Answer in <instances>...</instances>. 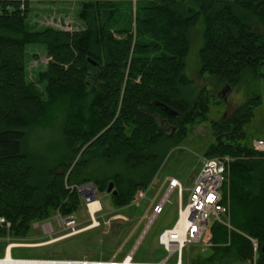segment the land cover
Listing matches in <instances>:
<instances>
[{
  "label": "trees",
  "instance_id": "trees-1",
  "mask_svg": "<svg viewBox=\"0 0 264 264\" xmlns=\"http://www.w3.org/2000/svg\"><path fill=\"white\" fill-rule=\"evenodd\" d=\"M78 2L84 28L69 31L30 29L29 2L21 10L18 1H0L12 5L0 14V217L11 222L12 239H27L35 222L54 213H76L87 182L103 193L113 181L116 209L149 188L169 147L208 121L207 87L195 95L187 74L198 36L199 75L250 91L228 119L210 122L215 139L206 155L235 157L224 185L230 225L212 224L211 250L195 264L254 257L264 264V156L246 140L262 103L250 85L264 78V0ZM34 44L50 60L29 81L27 48ZM37 131L47 140L33 146ZM7 232L0 225V237Z\"/></svg>",
  "mask_w": 264,
  "mask_h": 264
},
{
  "label": "rangeland",
  "instance_id": "rangeland-1",
  "mask_svg": "<svg viewBox=\"0 0 264 264\" xmlns=\"http://www.w3.org/2000/svg\"><path fill=\"white\" fill-rule=\"evenodd\" d=\"M79 6V2L69 0L33 2L28 25L30 29L38 30L47 27L69 31L79 30L84 28V22L78 16ZM193 40L195 43L187 58V74L193 80L192 89L195 95L204 86L207 87V93L211 100L208 121L195 125L183 141L169 147L168 155L160 171L149 188L144 190L146 197L141 200L140 206L136 207L132 202L129 206L116 209L111 202L110 194L112 192L100 193L95 186H88L89 182H87L81 188L83 202L77 212L73 213L77 217V227L81 231L67 236L69 232L58 227L57 213H54L47 220L55 227L51 234L46 233L42 226H35L34 223L32 233L27 239L16 241L10 236L11 242L27 244V246L14 247L11 250L13 257L61 259L86 257L108 260L115 256L122 259L131 251H134V258L141 261H161L168 257L169 253L159 244L158 237L164 229L175 224L178 218L180 197L176 190L171 192L162 213L156 218H151L153 214V207H150L151 202L153 199L159 202L165 196L168 185L164 184L161 188V184L166 177H174L182 182L185 189L182 200L184 203L187 202V190L192 187L203 160L210 157L224 156H207L205 153L208 146L215 139L210 122L218 119H228L235 109L248 99L250 91L249 85L231 87L226 93L227 101H225L220 95L226 85L219 86L212 83L210 79H204L199 75L198 49L201 40L198 36H194ZM49 60L50 57H48L45 46L37 44L28 46V80H36L37 74L46 69ZM39 86L41 89L44 88L43 85ZM250 88L253 92L261 94L262 104L256 109L255 116L247 128L246 140L253 141L254 138L264 140V78L257 83H252ZM228 108L229 110L225 116ZM167 129H172V127L169 126ZM44 137L40 135V131H37L31 135L30 144L36 146V142L47 140V137ZM102 167L104 170H109V166ZM108 172H113V170ZM92 195L101 204L99 210L95 212V217L90 212V206L88 207V199ZM7 237L8 232L4 237H0V257L5 254L8 245ZM210 250L211 241L210 243L202 241L190 245L184 254L185 264H195L196 259L206 257ZM174 261L175 257L170 258V263ZM234 264L252 263L247 261Z\"/></svg>",
  "mask_w": 264,
  "mask_h": 264
},
{
  "label": "built area",
  "instance_id": "built-area-1",
  "mask_svg": "<svg viewBox=\"0 0 264 264\" xmlns=\"http://www.w3.org/2000/svg\"><path fill=\"white\" fill-rule=\"evenodd\" d=\"M15 1L20 3L19 8L21 10H25L28 2L31 4L30 6H32L33 2H41L43 0ZM69 1L77 2V0ZM4 8L11 10L12 5L0 4V14L3 13ZM251 145L255 153L264 156V140L254 138ZM234 159L235 157L227 155L204 159L201 168L194 179L192 187L187 190V202L184 203L182 200L185 190L182 182L174 177L168 179V189L162 200L159 202H156V199L152 200L150 207H153V214L151 218H156L162 213L164 205L171 192L176 190L180 197L178 218L175 224L170 228L164 229L158 237L159 244L169 253L168 257L161 261L136 260L134 258V251H131L122 259H118L116 256L108 260L91 259L86 257L67 259L14 257L12 258L13 260L6 261L7 250L9 247L12 249L18 246H27V244L10 241L12 240L9 235L11 222L1 216L0 225L8 231V245L4 256L0 257V264H185L186 260L184 254L190 245L202 241L210 243L212 238L211 226L215 221L222 222L228 226L230 224L229 207L226 205L224 199V185L228 181L229 168ZM145 197V191L140 190L136 199L133 201V205L139 207L141 200ZM56 220L58 227L69 232L67 236L81 231V229L77 227V217L73 214L68 217H63L60 213H57ZM34 225L42 226L44 231L50 234L55 229L53 224L47 220L37 221ZM254 246L256 250V242H254ZM172 257H175V261L170 263V258ZM251 263L256 264V257H254V261Z\"/></svg>",
  "mask_w": 264,
  "mask_h": 264
},
{
  "label": "water",
  "instance_id": "water-1",
  "mask_svg": "<svg viewBox=\"0 0 264 264\" xmlns=\"http://www.w3.org/2000/svg\"><path fill=\"white\" fill-rule=\"evenodd\" d=\"M90 61L94 64V65H96L97 64V62L95 61V60H93V59H90ZM231 89V87H230V85H226V88H224L222 91H221V97L223 98V99H225V101H227V96H226V93H227V91L228 90H230ZM153 105L156 107V108H158L159 110H161V111H163L164 113H166V114H168L169 116H172V117H178L179 115H180V112L179 111H177V110H174L173 108H171L170 106H168L167 104H165V103H163V102H160V101H154L153 102ZM228 110H229V108L227 109V111H226V113H225V116L227 115V112H228ZM173 134V133H172ZM88 186H91V187H94V182H89L88 184H87ZM84 186V185H83ZM83 186H80L79 187V191L81 192V194H83L82 193V191H81V188H83ZM86 186V185H85ZM96 189V188H95ZM114 192V194L116 195L117 194V191L116 190H114V182L113 181H111L110 183H109V186H108V192ZM89 199H95L94 198V195H92L91 196V198H89ZM88 199V200H89ZM94 219V218H93ZM95 220V219H94ZM263 250H264V247H263Z\"/></svg>",
  "mask_w": 264,
  "mask_h": 264
},
{
  "label": "bare ground",
  "instance_id": "bare-ground-1",
  "mask_svg": "<svg viewBox=\"0 0 264 264\" xmlns=\"http://www.w3.org/2000/svg\"><path fill=\"white\" fill-rule=\"evenodd\" d=\"M91 193V192H90ZM90 206V212L91 214L93 215V217H95V212L97 210H99V208L101 207V204H100V201L96 200V199H89L88 200V207ZM95 219V218H94ZM96 222V221H95ZM8 253L6 255V261H11L13 260L12 258H14L12 255H11V249L10 247L8 248Z\"/></svg>",
  "mask_w": 264,
  "mask_h": 264
},
{
  "label": "crops",
  "instance_id": "crops-1",
  "mask_svg": "<svg viewBox=\"0 0 264 264\" xmlns=\"http://www.w3.org/2000/svg\"><path fill=\"white\" fill-rule=\"evenodd\" d=\"M79 5H80V4H79ZM79 7H80V6H79ZM260 95H261V94H260ZM261 97H262V96H261ZM261 104H262V103H261ZM260 106H261V105H260ZM260 106H258V107H260ZM258 107H257V108H258ZM255 112H256V111H255ZM168 179H169V178L166 177V178L163 180V182H162V184H161V188H162V186H163L164 184L168 185V183H169V182H168Z\"/></svg>",
  "mask_w": 264,
  "mask_h": 264
}]
</instances>
